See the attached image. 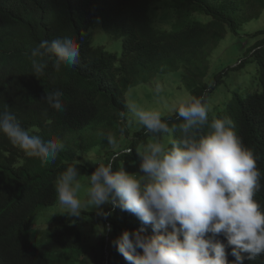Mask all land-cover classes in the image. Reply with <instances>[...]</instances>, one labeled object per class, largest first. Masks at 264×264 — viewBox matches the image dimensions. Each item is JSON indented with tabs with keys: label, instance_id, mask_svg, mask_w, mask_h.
I'll use <instances>...</instances> for the list:
<instances>
[{
	"label": "trees",
	"instance_id": "trees-1",
	"mask_svg": "<svg viewBox=\"0 0 264 264\" xmlns=\"http://www.w3.org/2000/svg\"><path fill=\"white\" fill-rule=\"evenodd\" d=\"M263 9L264 0H0V112L13 113L30 134L64 144L55 161L42 165L0 132V264H82L88 249L77 217L65 213L39 226L38 216L56 202V178L68 165H77L85 191L97 162L107 163L129 147L113 168L142 174L137 151L154 134L132 122L125 92L155 79L181 85L185 96L205 97L209 124L214 118L233 121L243 145L258 157L261 195L254 198L264 207V29L252 35L256 41L236 65L210 73V55L226 34H236ZM104 34L121 39V49L111 52L98 44ZM61 36L77 41L79 62L57 72L55 58L46 57L44 74L35 76L31 50ZM56 89L63 92L64 111L43 98ZM162 118L170 127L183 123L175 111ZM208 130L206 124L197 134ZM156 135L165 142L180 138L179 131ZM90 153L93 157H87ZM106 219L107 264H130L113 243L124 230L156 234L120 208Z\"/></svg>",
	"mask_w": 264,
	"mask_h": 264
},
{
	"label": "clouds",
	"instance_id": "clouds-1",
	"mask_svg": "<svg viewBox=\"0 0 264 264\" xmlns=\"http://www.w3.org/2000/svg\"><path fill=\"white\" fill-rule=\"evenodd\" d=\"M46 57L55 58L57 72L61 65L73 67L79 62V44L71 36L40 41L30 53L35 76L44 74ZM156 91H160L159 85ZM62 97L63 92L56 89L43 98L51 108L64 111ZM128 107L136 122L154 134L137 151L142 174L129 173L122 166L113 168L116 158L130 153L129 147L107 163L97 164L88 175L85 191L77 165H68L55 182L54 204L58 202L63 212L54 215L56 209L48 210L54 204L48 206L38 216L39 226L65 213L77 217L83 244L81 222L97 229L103 221L105 230L91 252H105L95 264H107L110 223L106 217L120 208L151 225L156 233L149 237L142 234L143 229L131 233L124 230L113 242L130 264H264V207L254 198L261 195L262 173L257 167L258 157L243 145L233 121L214 118L209 124L211 105L203 96L180 99L174 111L183 123L171 127L159 110L133 103L127 106V113ZM118 115L125 118L123 112ZM206 124L207 133L198 135L197 130ZM176 131L180 133L178 140L165 142L156 135L167 137ZM0 132L27 156L39 158L42 165L55 161L64 148L59 140L45 141L38 134H30L9 111L0 112ZM106 138L110 144L116 142L112 135ZM92 208L101 216H93ZM87 253L82 264H90Z\"/></svg>",
	"mask_w": 264,
	"mask_h": 264
},
{
	"label": "rangeland",
	"instance_id": "rangeland-1",
	"mask_svg": "<svg viewBox=\"0 0 264 264\" xmlns=\"http://www.w3.org/2000/svg\"><path fill=\"white\" fill-rule=\"evenodd\" d=\"M158 14H160V10H158ZM206 19L207 18L205 16H202L203 21H206ZM164 27L167 28L169 26ZM260 29H264V9L262 10L258 18H253L245 22L242 27L239 28L236 34H233L231 32H228L226 34L224 39L218 44V46L210 55V73L219 68L236 65L240 61V59L244 57L246 49L256 41L257 38L253 37L252 35ZM97 34L98 31L94 30L93 36H97ZM121 41V39L115 40L112 38H108V36L104 34V40L98 44L102 45L108 51L115 52L121 49ZM159 76H165L172 79V76L174 75L163 74ZM209 77L210 76H207V79H209ZM158 85L160 87L159 92L156 91ZM166 92L171 93L168 95ZM184 97H187L185 96V89L181 85L175 84L167 79H155L151 82L138 84L129 88L125 92L127 106L134 103L145 109L159 110L162 114L173 112L180 99ZM128 115L132 119V122L138 123L132 116L129 107ZM113 147L114 145L112 146V148ZM92 155L93 154L90 153L87 155V157H93ZM83 194L84 192L81 188L80 195L83 196ZM104 206L105 205H102V209L104 208ZM51 209L57 210V213H55L54 215L63 212V209L58 204V202L51 206L48 210ZM92 209L95 212L93 216H101L98 214L95 208ZM102 222L103 221L100 222V226L97 229H94L93 227H91V225L84 223V221L81 222L80 229L82 234V241L89 251L86 256V262L90 264H95L98 260L101 261L102 257L106 255V253L102 252L101 250L96 253L91 252L95 244L98 242L100 234L105 230V226ZM104 235L105 234H103V236Z\"/></svg>",
	"mask_w": 264,
	"mask_h": 264
},
{
	"label": "bare ground",
	"instance_id": "bare-ground-1",
	"mask_svg": "<svg viewBox=\"0 0 264 264\" xmlns=\"http://www.w3.org/2000/svg\"><path fill=\"white\" fill-rule=\"evenodd\" d=\"M256 153V152H255ZM258 162V161H257ZM71 247V246H70Z\"/></svg>",
	"mask_w": 264,
	"mask_h": 264
}]
</instances>
